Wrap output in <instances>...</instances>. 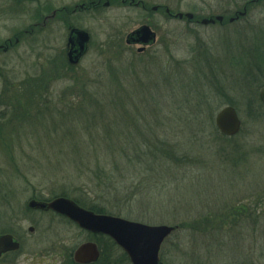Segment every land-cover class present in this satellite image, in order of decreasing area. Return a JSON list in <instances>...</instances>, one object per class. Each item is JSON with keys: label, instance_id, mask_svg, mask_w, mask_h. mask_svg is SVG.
Segmentation results:
<instances>
[{"label": "rangeland", "instance_id": "374dc122", "mask_svg": "<svg viewBox=\"0 0 264 264\" xmlns=\"http://www.w3.org/2000/svg\"><path fill=\"white\" fill-rule=\"evenodd\" d=\"M93 1L0 0V233L22 244L10 258L64 264L89 239L28 209L66 193L178 226L163 264H264V0ZM142 25L157 42L139 52L126 39ZM71 27L91 35L75 65ZM227 105L242 120L232 137L215 124ZM94 241L87 264H132Z\"/></svg>", "mask_w": 264, "mask_h": 264}, {"label": "water", "instance_id": "95a60500", "mask_svg": "<svg viewBox=\"0 0 264 264\" xmlns=\"http://www.w3.org/2000/svg\"><path fill=\"white\" fill-rule=\"evenodd\" d=\"M245 15L246 12H242ZM176 17L192 19V13H178ZM222 21V16H217ZM231 21L234 18L230 19ZM214 18H205L202 23H214ZM90 41V34L79 28H72L69 37L71 44L68 52L69 62L77 64L80 58L86 53ZM156 33L149 25H142L127 37L128 44L140 43L150 45L155 43ZM18 42V40H16ZM144 48L140 49V51ZM260 98L264 103V87L260 92ZM216 125L220 132L227 136L237 134L242 128V121L234 106H226L221 109L215 118ZM29 207L40 209H53L58 213L69 217L77 222L82 228L110 236L128 255L132 264H161L160 252L164 241L178 228L166 224L149 225L142 222L131 221L119 216L96 213L88 210L74 200L67 197H58L50 202L33 199ZM19 243L14 240L11 234L0 237V256L10 250H18ZM75 260L78 263L86 264L95 262L100 257L97 244L88 242L82 244L75 251Z\"/></svg>", "mask_w": 264, "mask_h": 264}, {"label": "flooded vegetation", "instance_id": "af4514ba", "mask_svg": "<svg viewBox=\"0 0 264 264\" xmlns=\"http://www.w3.org/2000/svg\"><path fill=\"white\" fill-rule=\"evenodd\" d=\"M59 197V196H58ZM57 197H54V198H51V199H41V198H38V197H32L30 200L32 199H36V200H39V201H44V202H50L52 201L53 199H55ZM29 200V201H30ZM28 209L33 211V212H41V213H45V214H52L54 217L56 218H60V219H63L65 221H67L68 223H70L72 226L78 228L81 232H84L86 233L87 235H89V239L88 240H85L83 242H81L74 250H72L69 254L66 255V257H64L62 259V261H60V263H63L65 262L64 264H81V263H78L76 260H75V251L84 243H88V242H94L97 244V247L99 249V252H100V256H101V251H102V248L100 247L99 243L94 241V237H98L100 236L101 239L103 241H105L106 238L108 239H111L110 236L106 235V234H101V233H95V232H92V231H89V230H86L84 228H82L77 222L71 220L69 217L65 216V215H62L60 213H58L57 211L53 210V209H40V208H31L28 206ZM35 230V227L34 226H31L29 228V231L33 232ZM5 234H11L13 237H14V240L17 241L20 245L19 249L18 250H10V251H7V252H4L1 256H0V264H16L15 263V260L14 259H11L10 257L12 255H16L17 252L20 251L21 247H22V244H21V241L15 237V235L12 233V231L9 230V232H3V233H0V237L5 235ZM92 240H91V238ZM112 240V239H111ZM113 241V240H112ZM116 245V244H115ZM117 246V245H116ZM118 247V246H117ZM119 248V247H118ZM94 263V262H92ZM87 264V263H86Z\"/></svg>", "mask_w": 264, "mask_h": 264}, {"label": "trees", "instance_id": "16d2710c", "mask_svg": "<svg viewBox=\"0 0 264 264\" xmlns=\"http://www.w3.org/2000/svg\"><path fill=\"white\" fill-rule=\"evenodd\" d=\"M19 36V35H18ZM89 93V91L87 92V94ZM15 98H17V95H15ZM36 99H32V101H35ZM8 104H10L11 105V102H9L8 101ZM262 105V104H261ZM98 171H99V169H98ZM100 173V172H99ZM98 176V175H97ZM99 177V176H98ZM99 178H101V180H102V178H103V176L101 175ZM66 193H62V195H65ZM77 202L79 203V204H81V205H83V206H86L87 208H89V209H91V210H93V211H95V212H97V213H110L109 212V210L104 206V205H102L101 203H92V202H88L86 199L84 200V199H82V198H79L78 197V200H77ZM120 213H118V215H119ZM2 232H4V231H2ZM1 232V233H2ZM105 242L109 245V247H116V248H118L116 245H115V243L111 240V239H108V238H106L105 239ZM121 253H122V257L121 258H117V260H119V262H121L122 260H126V261H129V259H128V257H127V255L125 254V253H123L122 251H121Z\"/></svg>", "mask_w": 264, "mask_h": 264}]
</instances>
